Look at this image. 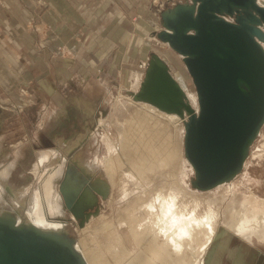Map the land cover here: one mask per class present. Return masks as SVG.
I'll use <instances>...</instances> for the list:
<instances>
[{
	"label": "rangeland",
	"instance_id": "rangeland-1",
	"mask_svg": "<svg viewBox=\"0 0 264 264\" xmlns=\"http://www.w3.org/2000/svg\"><path fill=\"white\" fill-rule=\"evenodd\" d=\"M182 1L186 0H145V11L143 10L147 25L145 27L138 24L139 17L143 16V12L137 7L139 4L133 3L136 8L132 12L125 7L126 4L119 5L118 11L124 17H128L131 23L119 27V29L126 30L125 42L121 40L116 43L109 42L117 37L116 27L113 28L110 39L109 35L105 41L100 42L99 37H103L101 31L108 27H103L102 23L97 27L91 26V20L89 24L87 19V23L81 28V35L76 37L79 40L73 47L70 46L67 54H60L59 50V53L55 52L54 57H49L48 52L45 51L48 47L44 46V49H39L35 60L22 58L23 66L32 71L30 75L17 70L15 73L14 66L9 62L6 63L7 72L2 75V78L6 80L5 82L0 80V108L5 111L1 129L4 142L3 147L0 148V168L13 166L9 177L7 176L6 181L3 180V185L0 186V193H3L0 208L13 209L23 217L24 210L17 208L14 200L23 195L30 197L33 192L39 191L44 176L48 174V168L56 165L54 168L57 170L61 165L60 156L62 154L68 156V163L76 166L79 173L90 182L101 179V182L106 181L108 186L106 197L99 196V213L91 215L82 227L78 225L72 214L65 211L64 203L61 211L51 214L53 224H60L56 220L58 217L67 218L68 223L64 224H67L66 228L71 236L79 239L80 230L86 226L90 229L97 227L101 224L102 217L118 222L120 214H124L125 209L131 204L147 197L151 200L146 193L148 190L146 181L131 175L128 173L130 171H127L126 175H118L119 184L111 187L104 165V157L110 155V148L113 144L119 143L120 133L126 127L127 129L131 127L129 122L131 119L135 117L134 124L141 125L142 122L138 121L135 116L139 106L130 102L129 98L132 96L131 92L137 90L135 89L137 74L140 72V75L144 74L150 54L154 52L163 57L167 55L164 51L166 46H163V42L158 41L155 35V32L161 28L160 12ZM34 2L37 13L32 16L29 26L36 22L42 26L45 22L43 28L38 29L39 35L47 31L49 34V30L51 31L58 24L54 20L51 22L49 18L51 11L48 1L34 0ZM3 5L4 1L0 0V6ZM46 18L49 20L45 21ZM166 57L169 58L168 55ZM177 60L169 58L172 73L185 88L196 95L191 78L184 71L185 66L182 61L180 63ZM184 73L187 76H184ZM28 75L30 78L26 79ZM189 98L197 108V96L196 101L192 95H189ZM167 114L174 119L178 117L175 114ZM153 123L154 121L150 122L151 125ZM177 126L173 127L172 131L177 140L181 138L183 142L184 124L181 121ZM133 127L131 130L135 133L137 125ZM51 148H58L55 151L56 160L53 161L54 155L52 154L47 161L49 165H41L44 162H40L42 169L40 168L39 173H36L35 163L39 161L41 155L39 153L43 150H49L47 151L49 153L53 150ZM77 159H80L79 162ZM81 159L87 163L96 162L95 171L90 170L92 169L90 165L80 164ZM81 165L86 166L85 173L88 175L84 173ZM185 165L186 173L181 176V180L177 179L181 187L183 185L188 188L186 190L188 195L184 197L185 201L191 203L195 199L201 201L203 209L208 208L209 204L218 209L220 216L217 231L218 233L222 230L226 231L225 223L230 221L231 213L243 208L241 205L246 202V199L249 198L252 203H256L255 200L261 203L264 201V126L251 147L242 172L223 185L205 191L195 189L191 185L194 169L186 158ZM93 174H95L93 177H89ZM62 177L58 178L59 182ZM169 177L176 178L174 173L171 176L165 173L163 176H154L155 191L163 187L164 181L169 180ZM135 179L138 181L136 182ZM228 185H231L230 190L227 189ZM146 194L147 196H144ZM121 232L127 237L128 247L137 249L136 243L127 236L128 227L123 225ZM229 246L225 254L226 247ZM216 247L220 250L215 252L213 257L223 259L222 264H234V260L239 256L237 247L241 248L244 253L243 259L247 264H264V239L259 234L253 236L250 241L244 235L235 234L234 236L228 232L223 237H218L210 249ZM207 256V254L204 255L202 262L207 259Z\"/></svg>",
	"mask_w": 264,
	"mask_h": 264
},
{
	"label": "water",
	"instance_id": "water-1",
	"mask_svg": "<svg viewBox=\"0 0 264 264\" xmlns=\"http://www.w3.org/2000/svg\"><path fill=\"white\" fill-rule=\"evenodd\" d=\"M160 25L155 35L179 55L198 107L154 52L131 95L183 119L191 185L210 190L241 173L264 126V0L177 2L160 12ZM63 175L64 207L82 227L99 213L97 194L106 197L108 186L100 190L70 163ZM19 215L0 209V264H87L67 228L42 229Z\"/></svg>",
	"mask_w": 264,
	"mask_h": 264
},
{
	"label": "bare ground",
	"instance_id": "bare-ground-1",
	"mask_svg": "<svg viewBox=\"0 0 264 264\" xmlns=\"http://www.w3.org/2000/svg\"><path fill=\"white\" fill-rule=\"evenodd\" d=\"M157 40L160 41L158 38ZM162 44L167 46L164 51L169 58L177 60L178 57L177 61L181 63L179 55L165 42ZM160 56L169 65V58L165 55L164 57ZM184 71L188 73L186 67ZM140 74H137L135 89L140 86L144 77V74ZM180 74H182L181 71ZM184 76L187 75L184 73ZM184 89L188 96L192 95L196 101L195 93L185 87ZM129 100L139 106L135 116L142 123L141 125L134 124L135 117L129 121L131 127L128 129L126 127L120 133V141L110 148V155L104 157V165L111 187L119 184L117 182L119 181L117 180L118 175H126V172L130 171L128 173L131 175L146 181L148 189L146 193L151 200L148 197L141 201L137 200L125 209L124 214H120L118 222L102 217L101 224L97 227L90 229L89 226H86L80 230V237L76 239V247L83 254L87 264H222L223 259L213 257L215 252L220 249L217 247L210 249L218 237H223L224 234L231 232L234 236L235 234L244 235L250 241L253 236L258 234L264 239V212H261L264 211V201L261 203L255 200L257 202L252 203L249 198L246 199V202L241 205L243 208L231 213L230 221L225 223L226 231L222 230L220 233L217 231L220 216L218 209H215L211 204L207 205L208 208L203 209L201 201L195 199L191 203L185 201L184 197L188 195L186 192L188 188L183 185L181 187L177 180H181V176L186 173L183 142L181 138L177 140L172 131L173 127H178V123L183 122V119L181 117L178 119V115L174 119L149 103L135 101L132 96ZM151 121H154L153 125L150 124ZM135 125H137V130L135 129L136 131L133 133L131 128ZM52 149L49 153L44 152L39 156V161L35 165L36 173H39L41 168L40 162L48 161L52 154L54 155L53 161L56 160L55 151L58 148ZM60 159L61 165L57 170L54 168L56 165L53 168H48V174L46 173L47 175L44 176L39 191L33 192L30 197L23 195L14 200V205L24 210L23 217L19 216V219L47 230L59 231L66 228L63 217L56 218L60 224H53L51 217L52 213L61 211L63 207L62 196L58 190V178L63 176L69 159L65 154H62ZM79 160L77 159V162ZM81 163L82 165L92 164L90 165L92 172L97 165L96 162L87 163L82 159ZM82 165V169L87 171L86 166ZM12 166L0 168V186L6 181L7 176L9 177ZM163 173L168 176L174 173L176 178L169 177V180L164 181L165 185L155 191L153 177L163 176ZM125 177L127 178V176ZM106 184L107 182L103 181L101 187H105ZM228 188L230 190L231 185H228ZM2 194L1 192L0 202H2ZM123 225L128 227L127 236L136 243L137 249L128 247L127 237L121 232ZM229 248L230 246L226 247L225 254ZM237 250L239 256L234 260V264H247L243 259L244 253L241 248L237 247ZM205 254L208 255L207 259L202 262Z\"/></svg>",
	"mask_w": 264,
	"mask_h": 264
},
{
	"label": "crops",
	"instance_id": "crops-1",
	"mask_svg": "<svg viewBox=\"0 0 264 264\" xmlns=\"http://www.w3.org/2000/svg\"><path fill=\"white\" fill-rule=\"evenodd\" d=\"M3 1L4 5L0 6V80L2 79L1 81L3 82L6 80V78H2V75L7 72L5 70L7 62L14 66L13 71L15 73L17 70L20 73L24 72L30 75L32 71L28 67L23 66L22 58L35 60L38 57L39 49H44V46L48 47L45 51L48 52L49 57H54L55 52L59 53V50L60 54H67L70 46L73 47L77 40H79L77 38L81 35V28L87 23V19L89 20V24L91 20V26L97 27L102 23L103 27H108L101 31L103 37H99L100 42L105 41V38L109 35V39L112 37L111 34L114 31V27H116L115 33L117 37L112 38L113 40H109V42L116 43L120 40L125 42L124 36L126 30L124 28L119 29V27H124L131 23L128 17H124L118 11L119 5L126 4L125 7L132 12L136 8L133 3L139 4L137 7L143 12V16L139 17L138 24L144 25L142 27L146 25L144 14L145 0H47L49 10L51 11V17L49 18L51 22L52 20L54 22L57 21L58 25L54 29H51V31L49 30V34H47V31V33L39 35L38 29L41 30L45 22L41 26L39 22L34 20L36 23L29 26L32 16H35V13H37L34 0ZM61 69L63 70V68ZM29 75L26 79L30 78ZM3 84L5 85V83ZM50 89L53 90V88ZM4 112L0 108V148L3 147L4 142V135L1 130L4 123ZM47 151L49 150H43L39 154ZM36 163L35 165H37ZM41 165H49V163L45 161Z\"/></svg>",
	"mask_w": 264,
	"mask_h": 264
},
{
	"label": "flooded vegetation",
	"instance_id": "flooded-vegetation-1",
	"mask_svg": "<svg viewBox=\"0 0 264 264\" xmlns=\"http://www.w3.org/2000/svg\"><path fill=\"white\" fill-rule=\"evenodd\" d=\"M69 159V158H68ZM69 163H67V165H68ZM90 164V163H89ZM90 165H92V164H90ZM95 171V170H94ZM93 171V172H94ZM84 173H85V171H84ZM86 174V173H85ZM86 175H88V173L86 174ZM95 174H93V175H89V177H93ZM64 176V175H63ZM63 178V177H62ZM96 182H100L99 184H97L96 186L101 190V184H103L102 182H101V179H99V180H97ZM98 195V197L100 196L99 194H97ZM95 209V207L93 208V209H89V211L91 212V211H93ZM65 211H67V209L65 208ZM71 214V213H70Z\"/></svg>",
	"mask_w": 264,
	"mask_h": 264
},
{
	"label": "built area",
	"instance_id": "built-area-1",
	"mask_svg": "<svg viewBox=\"0 0 264 264\" xmlns=\"http://www.w3.org/2000/svg\"><path fill=\"white\" fill-rule=\"evenodd\" d=\"M167 44V43H166ZM168 45V44H167ZM167 47V46H166Z\"/></svg>",
	"mask_w": 264,
	"mask_h": 264
}]
</instances>
